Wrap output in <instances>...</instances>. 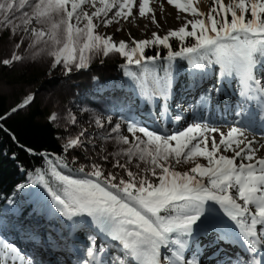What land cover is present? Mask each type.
I'll return each mask as SVG.
<instances>
[{
	"label": "snow or ice",
	"instance_id": "snow-or-ice-1",
	"mask_svg": "<svg viewBox=\"0 0 264 264\" xmlns=\"http://www.w3.org/2000/svg\"><path fill=\"white\" fill-rule=\"evenodd\" d=\"M167 3L192 18L128 43L98 28L137 14L155 24L150 0H0L11 45L0 64L43 61L70 80L118 54L125 78L109 90L92 75L99 103L82 97L47 116L58 151L4 126L35 91L0 114V132L40 160L19 163L22 182L0 195V264H49L51 253L70 264H264V0H211L206 13L194 0Z\"/></svg>",
	"mask_w": 264,
	"mask_h": 264
},
{
	"label": "rangeland",
	"instance_id": "rangeland-1",
	"mask_svg": "<svg viewBox=\"0 0 264 264\" xmlns=\"http://www.w3.org/2000/svg\"><path fill=\"white\" fill-rule=\"evenodd\" d=\"M203 1L206 4L207 12L208 0ZM225 2L227 3L228 0H225ZM150 7L154 9L155 24L152 23L151 15L141 18L137 14L134 18H129L127 22L114 23L106 29L100 26L98 31L101 34L113 35L114 40L117 42L124 40L131 43L133 38L136 40L152 39L153 32L163 36L169 30L178 29L186 23L187 19L192 18L188 13L177 10L174 5H169L167 0H150ZM116 28L121 30L116 32ZM10 53L11 45L5 40H0V59L9 58ZM103 59L105 61L103 65L99 63L98 58L90 65V70H82L83 74H75L73 79L70 80L61 76L59 72L51 77L48 76L43 61L29 60L27 63L17 64L15 67L0 64V95L8 97V105L11 108L16 106L18 102H23L24 94L32 90L37 93L34 103L38 104L47 115L53 111L63 115L66 107L75 109V106L80 103V99L84 98L85 95H90L94 100L104 98L105 94L103 92H96L94 82L91 80L92 75L97 76L100 81L106 84L114 80L122 82L125 79L118 71V66L124 62L122 57L118 54H110L109 57ZM32 77H36V80L30 81ZM108 95H119V90L108 92ZM58 133L60 134L59 131ZM256 139L259 140V137L256 136ZM257 154L264 155V151ZM197 159L206 163L202 158ZM190 166L194 165H178L177 168L178 170H187Z\"/></svg>",
	"mask_w": 264,
	"mask_h": 264
},
{
	"label": "trees",
	"instance_id": "trees-1",
	"mask_svg": "<svg viewBox=\"0 0 264 264\" xmlns=\"http://www.w3.org/2000/svg\"><path fill=\"white\" fill-rule=\"evenodd\" d=\"M183 2V0H181ZM211 7V0H208L207 10ZM230 19V16H229ZM190 39V38H189ZM175 50H178V42H174ZM157 49L155 47H148L145 50L146 55H154ZM161 55H166V49L160 46ZM187 68L185 61H179V72L182 78H178L177 89L180 88L185 82L184 70ZM118 71L123 75L120 65ZM36 80V77H32L30 81ZM120 85L119 81L114 80L109 85ZM8 97L0 95V114H4L9 111ZM46 112L39 107L38 104L33 103L30 107H27L24 111H19L18 114L4 124L9 131L13 132L21 143L39 151H58L59 144L56 141V136L59 135L57 129L51 126L46 118ZM8 153L7 156L4 153ZM16 152L19 156L18 161L11 159V153ZM24 163L30 170L32 165L40 166V160L34 158L24 151L16 147L11 139L3 132H0V195H10L11 189L17 182L21 181V174L19 172L18 164ZM80 239H83L80 237Z\"/></svg>",
	"mask_w": 264,
	"mask_h": 264
},
{
	"label": "bare ground",
	"instance_id": "bare-ground-1",
	"mask_svg": "<svg viewBox=\"0 0 264 264\" xmlns=\"http://www.w3.org/2000/svg\"><path fill=\"white\" fill-rule=\"evenodd\" d=\"M226 3V2H225ZM194 4H195V6L200 10V11H203V12H205L206 13V4H205V2L203 1V0H196L195 2H194ZM84 98L86 99V100H88V101H90L91 102V104H96V103H99V101L101 100H94L90 95H85L84 96ZM226 130V129H225ZM249 138H250V136H249ZM260 151H264V149H260ZM259 151V152H260ZM55 255L54 254H50V255H48V254H45V259L46 260H48L49 261V263L50 264H53L54 263V261H55V257H54Z\"/></svg>",
	"mask_w": 264,
	"mask_h": 264
}]
</instances>
